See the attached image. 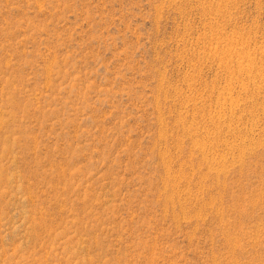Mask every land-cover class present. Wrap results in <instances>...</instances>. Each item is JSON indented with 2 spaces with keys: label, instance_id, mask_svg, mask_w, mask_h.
Masks as SVG:
<instances>
[{
  "label": "rangeland",
  "instance_id": "374dc122",
  "mask_svg": "<svg viewBox=\"0 0 264 264\" xmlns=\"http://www.w3.org/2000/svg\"><path fill=\"white\" fill-rule=\"evenodd\" d=\"M0 264H264V0H0Z\"/></svg>",
  "mask_w": 264,
  "mask_h": 264
}]
</instances>
